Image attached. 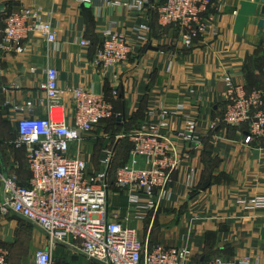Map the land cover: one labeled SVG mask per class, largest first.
<instances>
[{
  "label": "crops",
  "instance_id": "crops-1",
  "mask_svg": "<svg viewBox=\"0 0 264 264\" xmlns=\"http://www.w3.org/2000/svg\"><path fill=\"white\" fill-rule=\"evenodd\" d=\"M159 1L149 0L143 12L135 13L124 5L79 0H0L1 22L20 8H41L57 31L55 43L35 34L26 41L23 53L0 51V201L4 175L15 173L22 183L30 177L27 150L14 145L18 120L30 114L17 108L31 102L33 116L46 115V106L40 103L44 98L40 83L47 69L55 67L63 92L61 105L70 120L72 88L107 96L118 91L115 124L104 121L81 144L87 173L108 169L110 181L112 167L129 161L128 135L146 124L152 108L184 103L185 114L197 120L203 143L189 150L169 189L155 194V206L145 205L146 194L120 189L111 180L109 216L116 214L136 227L144 241L189 247L188 264L244 255L259 256L264 264V209H249L239 202L264 196V136L247 144L241 127L221 121L226 76L248 89L264 91V3L213 0L223 4L216 12L218 34L202 35L186 47L175 28L160 33L154 10ZM141 26L149 28L148 45L135 31ZM107 29L123 32L131 53L124 63L105 73L94 66L93 59ZM84 39L90 41L88 46L82 44ZM170 125L173 131L184 126L181 117H173ZM111 137L116 140L112 147ZM108 148L112 151L109 168L100 155ZM139 167H147L144 158ZM131 194L139 198V204L131 200ZM0 243L9 250L10 264H26L25 257L31 261L27 264H34L37 251L48 248L50 241L19 214L0 211ZM53 255L55 264H95L64 243L57 245Z\"/></svg>",
  "mask_w": 264,
  "mask_h": 264
},
{
  "label": "built area",
  "instance_id": "built-area-1",
  "mask_svg": "<svg viewBox=\"0 0 264 264\" xmlns=\"http://www.w3.org/2000/svg\"><path fill=\"white\" fill-rule=\"evenodd\" d=\"M79 1L124 5L135 13L143 12L149 3V0ZM222 6L213 0H160L154 10L160 33L175 28L181 45L191 47L202 35L218 34L216 12ZM4 23L0 29V51L4 53H23L26 41L35 34L51 43L57 40L56 28L41 8H20L8 14ZM135 31L142 43L151 42L148 27H136ZM82 44L88 46L90 41L84 39ZM130 53L131 45L125 34L107 29L93 64L107 73L124 63ZM224 81L226 90L222 96L226 108L221 121L241 127L247 144L254 137L264 136V91H248L231 76H226ZM40 90L44 93L40 103L47 110L44 117L33 116L31 102L17 108L27 109L30 114L18 120L14 139L16 147L27 150L30 177L22 184L17 174L4 175L1 179L4 197L0 201V211L21 214L46 232L50 244L37 251L34 264H55L53 251L59 243L76 247L89 260L100 264H188L189 247L144 241L136 227L126 224L116 214L109 216L108 169L87 173L81 144L96 127L115 116L118 91L107 96L86 88H72L74 112L70 120L61 105L63 92L55 67L47 69ZM184 109V103L152 108L146 124L128 135L132 143L129 161L118 167L114 183L120 189L146 194L149 200L145 205L149 208L155 206L156 193L169 189L189 150L203 143L197 120L185 114ZM173 117H181L182 129H171ZM103 151L106 154L103 164L109 168L112 151L109 148ZM143 158L147 167L140 168L139 161ZM130 198L139 204L137 196L131 194ZM239 202L249 209H264V196ZM9 254L0 243V264H10ZM205 264H261V260L255 255L236 259L216 256Z\"/></svg>",
  "mask_w": 264,
  "mask_h": 264
},
{
  "label": "trees",
  "instance_id": "trees-1",
  "mask_svg": "<svg viewBox=\"0 0 264 264\" xmlns=\"http://www.w3.org/2000/svg\"><path fill=\"white\" fill-rule=\"evenodd\" d=\"M5 26V23L4 22H1V18H0V29H2L3 27ZM245 88L248 90V91H251L252 89H248L246 86H245ZM115 105V104H114ZM105 121H114V124H115V122H116V117L115 116H113V117H111V118H109V119H107V120H105ZM16 136H17V131H16ZM129 141V140H128ZM132 148V143L129 141V150ZM130 152V151H129ZM123 163H125V162H122V164ZM121 164V165H122ZM119 167V166H118ZM117 166H115V167H112V169H111V171H110V179L112 180H110L111 182H112V184H113V182H115V177H114V172H115V170H117V168H118ZM115 175H116V172H115ZM29 179V178H28ZM28 179L24 182V183H22V184H26L27 183V181H28ZM21 181V180H20ZM22 182V181H21ZM151 243H153L152 241H151ZM10 260V259H9ZM95 263H97V264H100V263H98V262H95Z\"/></svg>",
  "mask_w": 264,
  "mask_h": 264
},
{
  "label": "water",
  "instance_id": "water-1",
  "mask_svg": "<svg viewBox=\"0 0 264 264\" xmlns=\"http://www.w3.org/2000/svg\"><path fill=\"white\" fill-rule=\"evenodd\" d=\"M262 2L264 3V0H262ZM262 12L264 13V7H263V9H262ZM260 25L262 26L263 25V22L261 21L260 22ZM149 49H156L155 47H153L152 45H149V47H148ZM19 217L21 218V219H23L24 221H26V222H28V223H32V224H34V225H36L31 219H29V218H27V217H25V216H23V215H21V214H19ZM38 226V225H37ZM39 227V226H38ZM43 232H45L41 227H39ZM46 233V232H45Z\"/></svg>",
  "mask_w": 264,
  "mask_h": 264
},
{
  "label": "rangeland",
  "instance_id": "rangeland-1",
  "mask_svg": "<svg viewBox=\"0 0 264 264\" xmlns=\"http://www.w3.org/2000/svg\"><path fill=\"white\" fill-rule=\"evenodd\" d=\"M112 138V139H111ZM110 139H111V143L109 144V146L110 147H112V145L114 144V142L116 141L115 140V137H111ZM103 158H105L106 157V154L105 153H103V152H101V154H100ZM22 238H24V240H25V238H26V236H24V237H22L21 236V239ZM23 261H25V263L27 264V263H30L31 261L30 260H28L26 257L24 258V260ZM96 264V263H95Z\"/></svg>",
  "mask_w": 264,
  "mask_h": 264
}]
</instances>
